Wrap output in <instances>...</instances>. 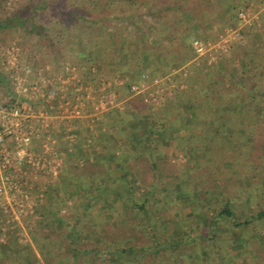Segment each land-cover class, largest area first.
Wrapping results in <instances>:
<instances>
[{
    "label": "rangeland",
    "instance_id": "obj_1",
    "mask_svg": "<svg viewBox=\"0 0 264 264\" xmlns=\"http://www.w3.org/2000/svg\"><path fill=\"white\" fill-rule=\"evenodd\" d=\"M159 1H155L156 6L163 3ZM98 2L100 0H91L90 3L79 0H0V20H7L17 12L24 18L33 14L29 24L32 22L34 26L43 27L42 34L35 30L32 32V26L0 29V46L18 48L20 61L30 63L39 69H46L42 65H49L55 69L60 66L61 71L73 64L83 68L89 66L86 61L81 62L79 56L81 45L76 40L77 34H82L79 31H86L89 24L79 22L76 26L72 23L71 17L72 20L69 21L66 19L68 15L65 13L61 15L60 12L75 9L78 12H87L88 16L94 18L98 11L93 8ZM46 4L50 5L43 8L42 6ZM89 5L92 7L91 11L88 10ZM237 5L239 11L235 21L231 24L229 22L214 24L212 30L204 34L205 36L196 35L193 38L215 43L220 39V34L225 37L230 31H235L239 34L236 39L244 37L245 42L250 43L251 51L254 46L259 48V45H264V0H237ZM58 8H62V11ZM109 11L114 14L112 20L107 23L109 30H116L126 24L123 20L125 15L134 13L131 8L123 6L117 8V5L112 6ZM240 14L246 15L245 20ZM120 15V20H115V17ZM141 16L142 19L147 17L143 11ZM51 42L54 43L53 46ZM233 43L230 47H233ZM230 50L231 48L226 52ZM221 60L220 63L223 62ZM3 62L0 63V75L6 78ZM208 62L209 59L202 63L200 72L197 70L192 72L188 91H185L187 95H181L182 98L186 97L187 107L191 105L189 107L192 108L197 121L190 124L195 133L194 139L188 140L192 141V149L184 148L182 152L169 156L170 161L159 164L158 170L155 171L150 169L147 161L140 159L138 166L141 168V175L145 176L141 181L142 184H146L145 186L129 189L122 197L119 195L121 188L115 187L116 193L113 196L109 195L110 199L107 202L95 203L86 202L88 196H85L83 189L88 186H83L80 193L79 182L77 186V179L73 177L83 173L88 181V169L74 167L69 163L68 156L66 164L69 165L63 173L62 181L69 182L60 191L59 201L55 199L51 203V210L59 213L61 224H57L55 216L45 214L47 218L45 225H48L54 234L62 231L66 241L69 230L79 229L90 239L89 242L82 243L86 244L84 247L92 249L93 246L100 244L101 248L106 246L110 251L113 249L112 244L120 239V247H127L125 243L131 239L133 232H137L134 234L136 237H133L134 245L139 247L151 248L156 238V241L160 242L158 244L169 253L167 255L162 252L152 258L148 256L147 264H217L218 259L227 260L226 264H264V222L252 221L257 212L264 210V125L259 128H248V134L253 133V137L256 136V140L249 143L250 149L242 144L246 141L245 133L234 130L227 134L221 130V127L227 125V117L218 120L215 104L225 100L223 92L228 93V98L232 99L233 85L230 83L239 82L244 77H241L239 62L232 57V53L227 56L228 63L223 62L224 65L220 66L224 67V70L215 65L210 67ZM100 68L105 72L111 70L107 64H102ZM252 78L247 76L246 82L253 86L255 82ZM4 81H6L4 93L12 96L9 82ZM201 82H205L206 85ZM210 104H213V107L208 108ZM183 116L185 117V114ZM238 120L242 125V121ZM172 121H175L172 126L179 129L175 130L178 134L183 129L186 130L184 119L176 118ZM214 127L218 133L213 130ZM166 129L164 132H168ZM235 172L238 174L235 175ZM154 180L156 186L149 185ZM239 188L244 189L243 192L246 191L244 197H241L240 191L238 192ZM95 189L94 186L91 195ZM232 196L235 197L232 200V209L236 212V218L232 222H238L240 225L244 222L249 223L248 231L240 233L243 236L236 233L241 227L231 225L228 220H221L218 225L212 220V210L218 208L217 205H223L226 198L232 199ZM142 203L146 204L145 211L139 208ZM95 214L98 218L92 217ZM3 219V216H0V222ZM214 227L229 231H222L218 240L213 236ZM160 232L161 237L158 239L155 234ZM99 234L104 241L96 238ZM35 235L39 236L37 233ZM37 246L38 242L31 245L22 244L11 231L7 240L0 243V255H4L5 264H14L20 251L25 254L28 249L35 251ZM56 246L55 251L60 248L57 253L58 255L60 252V255L54 258L53 264H65L70 260L69 253L65 251L60 241ZM176 248L178 251L172 252ZM36 256L39 263L43 264L41 254L37 253ZM105 263L103 260H96L90 253L80 257L78 261V264Z\"/></svg>",
    "mask_w": 264,
    "mask_h": 264
},
{
    "label": "trees",
    "instance_id": "obj_2",
    "mask_svg": "<svg viewBox=\"0 0 264 264\" xmlns=\"http://www.w3.org/2000/svg\"><path fill=\"white\" fill-rule=\"evenodd\" d=\"M79 1H83L84 3L91 2V0ZM155 1L100 0L97 6L93 8V10L98 11L97 16L94 18L88 16V13L84 11L78 12L73 9L72 11L63 12L62 8H58V10L62 11L60 12L61 15L64 13L68 15L67 20L71 21L73 19L72 23L76 26L79 22L89 24L86 31L82 32L81 30L79 33L82 34H77L76 36V40L81 45L79 48L81 62L86 61L88 64L99 63L103 65L115 62L118 65L120 64V67H122V64L135 66L136 70H133L134 74L131 79L133 83H137L138 77L141 74L150 71L151 74L157 73L161 65L164 71L168 72L171 68L188 62L193 56L186 44L188 35L205 36L204 34L212 30L214 24L225 22L231 24L235 21L239 11H237V0H160L159 2H163L160 6H156ZM49 5L46 4L42 7L46 8ZM115 5H117V8L121 6L131 8L134 10V13L125 15L123 20L126 24L120 26V28L118 27L116 30H109L107 23L109 20H112V15H114L109 9ZM91 9L92 7L89 5L88 10L91 11ZM135 11L139 12V14ZM140 11H143L147 16L146 19H142ZM32 16L34 15L32 14ZM32 16L24 18L20 12H17L7 20H0V29L32 26V32L35 30L39 34H42V26H34L32 22L29 24ZM120 18L121 15L116 16L115 20H120ZM244 39L242 36L236 39L232 48V57L238 60L241 70L240 75L244 78L239 80V82L230 83L233 85V88H231L233 98H228L229 94L223 92L222 95H225L226 98L223 102L215 104L217 108L215 113L219 121L223 120L222 117H227V125L221 127L222 131L228 134L230 131L236 130L237 132L246 134L244 137L246 141H243L242 144L249 148L250 141L256 140V136L253 137V133L249 135L247 132L248 128H259L264 125V45H259V48H255L254 46L255 50L252 48L251 51L249 49L250 43L248 41V43L245 42ZM50 44L54 45L53 42ZM153 67H158V69L154 70L155 68ZM200 69L197 72H200ZM247 76L253 77L252 80L255 82L253 86L247 84ZM260 83L261 85L259 86ZM202 84L204 85L205 82ZM211 107H213V104L208 106V108ZM239 116H242V118ZM238 119L242 121V125ZM213 130L217 132L215 127ZM125 159L127 161L126 156ZM253 164L254 162H252V167ZM255 168L258 169L257 166ZM124 170L125 174L131 173L125 167ZM234 174L237 175L238 173L235 172ZM134 188L137 187H128V189ZM101 190L104 191L105 189ZM239 191L241 192V197H244L246 191L243 192L244 189L242 188H239ZM85 194L88 197L91 196L89 186L85 188ZM235 196L238 195L235 194ZM47 199H49L48 196ZM47 199L38 206V213L43 216V219L39 226V232H37L39 236L35 235L33 237V242H38L36 250L28 249L25 254L20 251L18 257L13 262L14 264H40L36 256L37 253L41 254L43 264H53L54 258L60 255V252L57 255L60 250L55 251V249L63 234H54L49 226L45 225V220H47L45 214L50 213L49 215L55 216L57 224L61 223V219L58 217L59 213L51 210V203L54 199L51 197L50 199L53 200L50 203H45ZM234 199L235 197L232 196V199L226 198L224 200L223 205H220L219 215L237 228L244 225L248 226V222H244L243 225H240L238 222H232L236 218V212L232 209V200ZM146 200L145 198L144 202ZM139 208L145 211L146 204L142 203ZM254 216L252 221L264 222V210H260ZM136 233L133 232L131 239L129 238V241L127 240L125 243L127 247H120V239L119 241H115L114 245L112 244L113 249L110 251L106 246H102L101 248L100 244L93 246L92 249L84 247L86 244L82 243H87L90 239L84 236L79 229H71L68 233V239L65 241V251L69 253L70 260L65 264H78L79 258L83 257L86 253L94 255L96 260H103L106 262L105 264H147L146 259L148 256L152 258L162 252L168 255L169 252L162 245L156 244V238L155 241L152 238L154 243L151 246L153 245L154 248L151 246V248H147L145 246L139 247L134 245L133 237H136L134 235ZM96 238H100V240L104 239L101 234L99 236L96 235ZM112 241L109 240V242ZM175 243L178 242L175 241ZM177 251L175 249L172 252ZM0 258H2V260L0 259V264H5L3 254L0 255Z\"/></svg>",
    "mask_w": 264,
    "mask_h": 264
},
{
    "label": "crops",
    "instance_id": "obj_3",
    "mask_svg": "<svg viewBox=\"0 0 264 264\" xmlns=\"http://www.w3.org/2000/svg\"><path fill=\"white\" fill-rule=\"evenodd\" d=\"M195 36L191 34L186 38L188 48L193 55L192 58L181 66L171 68L168 72L164 71L161 65L159 69L153 67L154 70L158 69L155 74H151V71L144 73L149 75V79L146 81V92L140 94H132L129 89L130 84H133L131 79L135 66L125 64L120 67L121 65L115 62L106 63L111 68L108 72L101 69L102 64L99 63V65L90 63L84 68L78 64H73L70 67L74 73V78L70 83L69 91L75 96H85L87 113L85 118L75 121L76 141L72 152L68 151L65 155L66 162H68L69 156V163L74 167L79 166L83 170L88 169V181L84 178L83 173L73 176L77 179V186L79 182L80 193L84 190L85 194V188L82 190L83 186H89L90 189L93 187L91 190H94L95 186L94 194L89 196L86 202H107L110 199L109 195L113 196L116 193L115 187L121 188L119 195L122 197L125 192H129L128 187L145 186L146 184L141 182L145 176L141 175V168L138 166L140 159L143 158L144 162L147 161L150 169L155 171L158 170L159 164L170 161L169 156L182 152L184 148L192 149V141L188 140L194 139L193 134L195 133H193L190 124L197 121L193 116L192 108L189 107L191 105L189 104L187 107L186 97L182 98L181 95H187L188 82H191L192 72L198 71L203 66L202 63L208 60L204 57L196 58L191 49L190 43ZM221 36L223 35L220 34L219 38ZM215 40L217 41V39ZM229 48H231L229 52H211L212 63H210V67L215 65L222 68L220 66L227 61V56L229 57L232 53L233 47ZM220 59L223 62L220 63ZM42 67L46 68L44 70L49 78L56 77L61 71L60 66H57V69L49 65H42ZM207 67L209 68V66ZM141 75L138 77V83L142 82ZM154 76L163 79L162 85H152L150 79ZM79 87L82 90H78ZM152 93L155 94L156 101L150 98L149 94ZM110 94L116 96L112 106L106 104ZM101 102L104 103L103 107L100 106ZM176 118L184 119V125L187 127L186 130L181 129L179 134L175 132L179 129L172 126V123L175 122L172 120H176ZM165 129L168 132H164ZM189 143L190 145H187ZM61 145H63L61 149L65 150V144L62 142ZM123 155L124 157H122ZM125 156L127 161H125ZM68 165L65 164L63 173L67 170ZM124 167L129 169L131 173L125 174ZM63 173L60 178L53 181L50 187L51 192L48 194L49 199L52 197L59 201L60 191L69 182V180L62 181ZM155 180L149 185L156 186ZM101 189L105 190L102 191ZM85 196L87 195L85 194ZM49 199L45 203H50L53 200ZM217 207L212 210V220L218 225L221 220L225 221V219L219 215L220 206L217 205ZM92 217L98 218L97 214ZM216 227L212 228L214 229L213 236L218 240L222 231H229ZM233 230L237 231L234 228ZM246 231H248V227L241 226V230L236 233L240 234ZM61 232L59 231V233ZM155 235L159 239L161 232ZM240 236L243 235L240 234ZM60 243L66 248L64 236L60 239ZM157 243L160 242L156 241ZM176 250L178 249L176 248ZM226 262L227 260L221 259L216 261L217 264H226Z\"/></svg>",
    "mask_w": 264,
    "mask_h": 264
},
{
    "label": "built area",
    "instance_id": "obj_4",
    "mask_svg": "<svg viewBox=\"0 0 264 264\" xmlns=\"http://www.w3.org/2000/svg\"><path fill=\"white\" fill-rule=\"evenodd\" d=\"M240 15L245 20L246 15ZM238 35L230 31L215 43L193 38L191 49L196 58H208L210 64L211 52H226ZM19 55L18 48L0 46L6 74V78L0 75V216L4 218L0 243L13 231L22 244L31 245L43 219L38 206L50 194L53 181L61 177L65 154L72 152L76 141L75 121L85 118L87 111L85 96L69 91L74 78L70 66L49 78L44 69L20 61ZM141 79V83L130 84L132 94L146 92L149 75L142 74ZM4 80L12 96L4 93ZM150 80L156 86L163 81L158 76ZM149 96L156 101L155 94ZM115 99L110 94L106 104L112 106Z\"/></svg>",
    "mask_w": 264,
    "mask_h": 264
}]
</instances>
